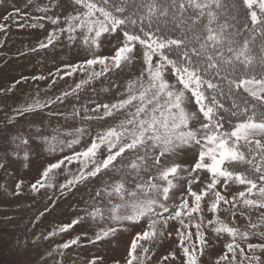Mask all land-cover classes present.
<instances>
[{
	"label": "snow or ice",
	"instance_id": "6c2138e0",
	"mask_svg": "<svg viewBox=\"0 0 264 264\" xmlns=\"http://www.w3.org/2000/svg\"><path fill=\"white\" fill-rule=\"evenodd\" d=\"M71 7L73 12L63 17V26L59 15L47 14L51 8L38 7L44 15L32 17L36 22L30 27L43 29L40 21L45 20L54 26L39 49L54 46L65 34L74 44L79 33L89 58L67 64L54 75L63 71L61 79L77 73L83 78L54 98L41 101L37 97L15 109L11 119L63 104L69 97L79 99V92L93 80L123 71L137 59L143 68L127 82L116 102L91 101L92 107L73 108L71 116L84 121L107 120L117 113L124 118L91 136L79 151L49 163L30 191L36 195L55 188L57 170L75 163L77 172L59 185L61 195L99 178L95 197L105 207L94 204L85 217L43 239L67 232L85 218L107 219L108 226L93 236L83 234L88 243L95 245L131 227L142 229L130 243L125 264H148L155 254L153 245L173 235L179 254L169 252L156 264H201L206 249L225 235L229 238L225 251L215 264H264V0H116L115 4L113 0H71ZM130 9L129 15H123ZM244 9L246 19L241 22L238 15ZM21 15L17 10L4 19L24 27L17 19ZM137 24L139 32L132 30ZM257 30L259 50L254 53ZM2 31L6 27L0 24ZM102 37L115 38L111 55L98 54ZM225 114L233 118L227 129ZM74 133H62L71 137L68 140L57 135L41 140L55 154L74 149L90 135L84 126ZM189 152L195 157L192 163H180ZM181 180L185 190L177 203L174 190ZM22 184H16L15 195L21 194ZM233 184L243 188L229 195ZM221 212L227 216L222 218ZM171 221L179 225L175 233L168 231ZM74 245H81V236L58 245L57 251L63 256V250ZM100 259L88 264H98Z\"/></svg>",
	"mask_w": 264,
	"mask_h": 264
},
{
	"label": "rangeland",
	"instance_id": "374dc122",
	"mask_svg": "<svg viewBox=\"0 0 264 264\" xmlns=\"http://www.w3.org/2000/svg\"><path fill=\"white\" fill-rule=\"evenodd\" d=\"M38 7H49L48 15H59L63 17L73 12L71 0H0V24L5 25L6 31L0 32V264H88L93 258H101L98 264H125L130 243L136 232L142 229L139 226L131 227L128 231H120L115 237L101 241L95 245L88 243L83 235L91 237L99 229L108 226L110 221H92L85 218L67 232L59 233L48 240L43 236L54 230H58L65 224H70L78 217H85L86 212L91 210L94 204L105 207L99 198L95 197L96 190L101 186L98 179L79 184L66 195H61L59 185L71 178V174L77 172V165L73 163L67 170H57L53 189H42L39 194L33 195L30 186L41 178V174L49 163L79 151L89 142L91 136L106 129L124 118L123 113H117L107 120L84 121L73 118V108H80L87 104L92 107L91 101L96 103H114L121 99V93L125 91L129 80L139 76L143 64L140 59L123 71L116 70L107 73L99 79L85 86L79 92V99L69 97L66 101L51 105L42 111L15 116L14 110L39 98L41 101L54 98L62 92L70 90L82 77L80 73L74 76L54 75L58 70H63L67 64H75L83 61L88 56V50L81 44L79 33L74 44L67 40V34L60 37L54 46L47 49H39V43L46 41L53 25L45 21L44 28L30 27L34 23L32 17L44 15L38 11ZM17 10L22 14L19 19L24 27L18 26L10 17ZM246 9L238 15L241 22L246 19ZM27 17V18H25ZM171 27V25H170ZM119 35V33H118ZM115 38L102 37V47L99 55H111ZM33 49H36L33 51ZM100 70V66H96ZM45 76V80H33L34 76ZM27 77V80L23 78ZM171 80L172 77L169 76ZM55 80L52 84L51 81ZM16 81H22L17 84ZM13 85L15 87L13 88ZM10 90V91H9ZM11 119V122H9ZM81 126L87 127L90 135H86L79 145L74 149L65 148L55 154L46 150L42 137L59 136L63 140L71 137L63 136L62 133L73 132ZM26 139L27 144L22 143ZM25 153L28 159L25 160ZM194 155L189 152L179 160L184 165H190ZM127 163V161H125ZM155 170H153V173ZM119 179L114 174H109ZM148 174H145L147 178ZM207 175V174H204ZM130 179V178H129ZM23 181L20 195H15L16 184ZM180 187L175 189L176 202L184 192V181L178 182ZM199 189L200 185H193ZM243 186L230 185L228 194L242 190ZM244 211H248L244 209ZM41 213L43 215L41 216ZM107 215V214H106ZM253 218L257 213L253 212ZM210 218V213H205ZM226 213L221 212L225 218ZM146 227V221H142ZM244 221L240 220L243 226ZM179 225L175 221L169 222L168 231L175 233ZM195 231V229H193ZM81 236V245L72 246L63 250V256L57 251V247L64 242ZM208 234L209 239L212 238ZM40 237V239H37ZM225 235L216 241L215 246L206 249L205 255L201 257V264H215L224 251V245L228 241ZM255 242V238H254ZM176 251V237L166 239L159 245H153L151 260L148 264H156L169 252ZM49 252L52 254L49 256ZM167 264V262H165Z\"/></svg>",
	"mask_w": 264,
	"mask_h": 264
},
{
	"label": "trees",
	"instance_id": "16d2710c",
	"mask_svg": "<svg viewBox=\"0 0 264 264\" xmlns=\"http://www.w3.org/2000/svg\"><path fill=\"white\" fill-rule=\"evenodd\" d=\"M115 2H116V0H113V4H115ZM130 12H131V9L128 12L124 13L123 15H129ZM132 30L139 32V24H137ZM245 35H248V34L245 33ZM255 39H256V46L254 48V53L258 52V50H259L258 46H259V42H260V35H259L258 30L255 33ZM230 103H231L230 101H227V100L225 101L226 106H230ZM225 116H226V119L224 120V125H225V128L227 129L230 127L231 121L233 118L227 117V114H225Z\"/></svg>",
	"mask_w": 264,
	"mask_h": 264
}]
</instances>
